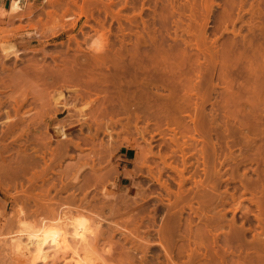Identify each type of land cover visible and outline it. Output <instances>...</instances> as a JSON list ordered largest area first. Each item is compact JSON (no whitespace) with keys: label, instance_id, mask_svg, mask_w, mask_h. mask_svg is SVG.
Returning a JSON list of instances; mask_svg holds the SVG:
<instances>
[{"label":"rangeland","instance_id":"rangeland-1","mask_svg":"<svg viewBox=\"0 0 264 264\" xmlns=\"http://www.w3.org/2000/svg\"><path fill=\"white\" fill-rule=\"evenodd\" d=\"M8 5L0 0V46L14 42L19 55L0 48V264H27L5 244L9 233L38 226L59 205L99 220L97 264H264V0H29L16 13ZM119 53L122 65L150 60L149 104L137 98L140 72L131 114H96ZM66 63L81 70L75 83L38 78L39 95H22V70ZM79 81L99 86L78 97ZM59 92L71 108L50 126L80 108L87 122L73 115L61 158L43 118ZM36 264L74 263L66 255Z\"/></svg>","mask_w":264,"mask_h":264},{"label":"bare ground","instance_id":"bare-ground-1","mask_svg":"<svg viewBox=\"0 0 264 264\" xmlns=\"http://www.w3.org/2000/svg\"><path fill=\"white\" fill-rule=\"evenodd\" d=\"M23 1L27 2L29 0H9V12L10 13H16L18 12L19 10L22 9V4H23ZM4 9V8H3ZM17 15V14H16ZM2 45V44H1ZM1 48V52L3 54L4 57H10V56H14V57H17L19 55V50L16 46V44L14 42H9V43H5L2 45V47L0 46ZM99 56V55H97ZM122 55L119 53L118 57H117V61H115L114 63V70H113V73H112V78L114 79L113 80V83H114V87H110L109 84L107 83L108 81V77L109 75L108 74H104V77L102 79V83H104V88H103V93H104V98L103 100L100 102L99 105H97L95 107V113H100V114H105L106 112L107 113H112L114 112V116L117 115V114H120L118 113L119 111H122L124 112V114L127 112L126 115H129L132 113H129L128 111L131 109V105H130V101L133 99L134 97V93L136 91V89H133L134 87V84H133V80H132V76L135 77V75L137 73H140V72H145L144 75L145 77H142V80L138 82V92H137V98L141 101V103L143 104L144 108H146L149 104V101H148V92H149V86H148V72H149V62L150 60L148 59H142L141 62H135L134 60L132 59H129V61L122 65L121 62H120V59H121ZM97 59L99 57H96ZM102 60L103 61H106L108 60L107 57H102ZM147 61V63H143L144 61ZM149 61V62H148ZM76 63V62H75ZM75 63H72V64H69L66 63L65 65V68L63 70H55L53 69L51 66H48L47 68H40L39 66L40 65H32L31 67H27L25 70H22L21 71V74L24 75L26 78L24 79H27L29 78V81L27 83V87L26 88H23L26 89V90H22V95L26 96L27 97V94H29L30 92L33 94V95H36V93L39 91L38 90V86L37 85V81L39 82V80H43L41 83L44 84L46 83V80L51 76L54 77V79L56 80V82L58 81H63V82H66L67 81H70V82H76L78 77L82 74L81 73V70L78 69V67L75 65ZM128 75V79H124V75ZM15 75V74H13ZM19 76V75H18ZM17 76V77H18ZM22 78V77H21ZM39 78V80H38ZM14 79H16L14 77ZM37 79V80H35ZM19 80V79H18ZM17 81V80H16ZM20 81V80H19ZM17 81V82H19ZM23 81V80H22ZM89 81V80H88ZM123 81L125 82V86L123 84ZM14 83V81H12ZM12 82L10 81L9 83L12 84ZM17 82H15L14 84H16ZM74 82V83H75ZM84 84H82V87L80 88H77V84L78 83H81L80 81L77 82L76 84H73L76 85L75 87L77 88H74V90H76L78 93L76 94V96H84V95H87L89 94L90 92V88L92 87V85H89V88L88 86L86 87H83L85 86V82L87 83V81H83ZM82 82V83H83ZM7 83V82H6ZM25 83V82H24ZM23 83V84H24ZM89 83L91 84V82L89 81ZM88 83V84H89ZM93 83V82H92ZM21 84V83H20ZM72 84V83H71ZM8 85V83L6 84ZM41 85V84H40ZM3 86V85H2ZM91 86V87H90ZM94 87H92V90L94 88V90H96L99 86L98 83H95L93 84ZM37 87V89H35ZM3 89V88H2ZM27 89L30 91L28 93ZM38 94V93H37ZM20 95V96H22ZM39 95V94H38ZM15 95H8V97H11L12 99H16L14 97ZM20 96L17 95V98H20ZM23 96V97H24ZM37 96V95H36ZM39 97V96H38ZM37 97V98H38ZM10 98V99H11ZM22 98V97H21ZM35 98V97H34ZM65 96L63 97V95L59 92L58 95L54 96V98L52 99V112L50 113L49 110H47L48 113H46V115H44V119L46 120L45 123H46V129H47V135L44 136L46 137L45 140L46 142L47 141H50L52 138H56V140H60L62 142V149H61V152L59 150V155H57L59 158H61L63 156V151L62 150H66L69 146V144L71 143L70 141H73L72 139H68V135H67V125H71V123H74V122H71L69 123V121L71 120V118L73 117V112L70 113L71 111H68L69 113H66L65 116H64V119L62 118L61 122L58 123L56 122V124L54 126H50L51 125V120L56 117H58L59 114L63 113V112H66L68 109L71 108L70 104L65 100ZM11 99V100H12ZM24 99V98H23ZM33 99V98H32ZM41 99V98H40ZM2 100V99H1ZM5 100V99H4ZM18 101H20V99H17ZM27 100V99H26ZM35 100V99H34ZM3 101V100H2ZM10 101V100H9ZM8 101V104L10 103H13V101H15V104H16V100H13L12 102L9 103ZM23 100H21V102L16 105H20L22 103ZM25 101V100H24ZM40 101V100H38ZM7 102V101H6ZM26 102V101H25ZM35 102V101H34ZM37 102V100H36ZM91 102V101H90ZM1 103V102H0ZM2 105V103L0 104ZM4 105V104H3ZM12 105V104H11ZM10 105V106H11ZM22 105V104H21ZM35 105V104H34ZM49 105V106H51ZM72 105V104H71ZM43 106V105H42ZM13 108V105L11 106ZM14 107H16V110L13 108V110H15V112L17 111V106L14 105ZM21 107V106H19ZM45 107V106H43ZM82 107V106H81ZM84 107V106H83ZM40 108V106H39ZM48 109V107H46ZM8 109V108H7ZM11 109V108H10ZM21 109V108H20ZM50 110V111H51ZM29 111V110H28ZM31 111V110H30ZM30 111L29 112H26L24 113L23 115L26 114V116H29L30 115ZM42 111V110H41ZM79 113H77V115L75 114V117H76V121L80 124L82 122H86V116L83 115V108H80L79 110ZM46 112V111H45ZM76 112V111H75ZM94 112V111H93ZM135 114H136V111H134ZM7 113V112H6ZM18 113V112H16ZM36 113V112H35ZM40 113V112H39ZM116 113V114H115ZM32 114V113H31ZM38 114V112H37ZM45 114V113H44ZM123 114V113H122ZM134 114V115H135ZM17 115V114H16ZM36 114H34L35 116ZM91 115V114H90ZM112 116V114H110ZM137 115V114H136ZM20 116V115H19ZM32 119H34V116L30 115ZM29 116V117H30ZM37 116H40L37 115ZM93 116V115H92ZM104 116V115H103ZM113 116V117H114ZM138 116V115H137ZM25 117V116H24ZM74 117V118H75ZM102 117V115H101ZM106 119L108 118V116H104ZM102 117V118H104ZM112 117V118H113ZM26 118V117H25ZM94 118H98L96 117V115L94 114ZM111 118V117H110ZM129 118V117H128ZM137 118V117H135ZM6 122L9 121L10 123L7 122V127H12L11 129H13L17 124H16V121H12L11 119H9V116L7 115V117L5 118ZM13 119V118H12ZM24 119V118H23ZM30 118H28V121H29ZM32 119H30L32 121ZM116 121L118 122V118H115ZM4 121V120H3ZM4 121V123H5ZM115 122V123H117ZM33 123V122H32ZM127 123V122H125ZM6 124V123H5ZM9 124V125H8ZM29 123H27L28 125ZM2 125V123H1ZM20 125V124H19ZM4 126V125H2ZM6 126V125H5ZM26 126V125H25ZM29 126V125H28ZM38 126V125H37ZM103 126V125H102ZM113 126L111 123H108L106 121H104V126L102 127L104 130H106L108 132V136H111V131L110 129H112ZM18 127V126H17ZM22 128V127H21ZM27 128V127H25ZM97 128H99V126L97 125ZM8 129V128H7ZM35 129V128H34ZM6 130V129H5ZM9 130V129H8ZM14 130V129H13ZM10 132V131H9ZM23 132V130H22ZM21 134V133H20ZM38 134V133H37ZM19 135V134H18ZM32 135V134H30ZM38 136V135H37ZM27 137V136H26ZM44 137H41L39 139V141L41 140L42 142V145L45 144L43 143L44 141H42V138ZM4 138V137H3ZM6 138V136H5ZM28 138V137H27ZM33 138V136H32ZM36 138V137H35ZM39 138V137H38ZM20 139V138H18ZM30 140V138L28 139ZM34 140V139H32ZM37 140V139H36ZM38 141V140H37ZM38 141V142H39ZM69 141V142H68ZM22 142V141H21ZM30 142V141H29ZM32 142V141H31ZM37 142V143H38ZM40 142V143H41ZM112 142V141H111ZM111 142H109L111 144ZM150 142V140H149ZM148 142V144H150ZM36 143V142H34ZM113 143V142H112ZM48 144V143H47ZM73 144V143H72ZM27 145V144H26ZM74 145V144H73ZM113 144L109 145V146H112ZM115 145V144H114ZM112 146V151L114 149V152H117L115 149H117V147L119 146ZM147 145V144H146ZM32 146V145H31ZM46 146V145H45ZM76 146H78V143H76ZM30 147V146H29ZM33 147V146H32ZM44 147V146H42ZM79 147V146H78ZM113 147H116V148H113ZM146 147V146H145ZM7 148V147H6ZM26 149V148H25ZM24 149V150H25ZM33 149V148H31ZM52 149V148H51ZM120 149V148H119ZM146 149V148H145ZM53 150V149H52ZM108 150H111V149H108ZM118 150V149H117ZM22 151V150H21ZM20 151V153H21ZM46 151V150H45ZM49 151V150H48ZM152 151V150H151ZM18 152V151H17ZM150 152V150H149ZM31 153V152H30ZM56 153V152H55ZM29 154V153H28ZM54 154V153H52ZM22 155V154H21ZM20 155V156H21ZM27 155V154H26ZM88 155V154H87ZM106 156V155H105ZM12 157V156H11ZM57 157V158H58ZM30 158V157H29ZM28 158V159H29ZM3 159V158H2ZM5 159V158H4ZM22 157V158H19L17 159V162L20 163L21 165H23V167L28 164V162L30 163V161ZM53 160V159H52ZM128 161V160H126ZM32 163V162H31ZM127 163V162H126ZM6 164V163H5ZM4 164V165H5ZM3 165V163H2ZM3 165V166H4ZM89 165V164H87ZM1 166V165H0ZM12 166V165H11ZM93 166V164L91 165ZM2 167V166H1ZM9 167V165H8ZM22 167V168H23ZM14 168V166H13ZM21 168V169H22ZM15 169H18V168H15ZM14 169V171H15ZM30 169V168H29ZM25 170V169H24ZM42 170V169H41ZM9 171V170H8ZM5 172V171H3ZM16 172V171H15ZM21 173V172H20ZM9 174V173H8ZM15 174V173H14ZM44 175V174H43ZM43 177V176H42ZM77 178V173L75 175L74 173V180ZM36 180V179H35ZM1 184V183H0ZM66 186V185H65ZM75 187V186H74ZM106 190V189H105ZM73 192V191H72ZM111 193V192H110ZM103 194V192H102ZM107 194V192L105 193ZM25 195V194H24ZM29 195V194H28ZM27 195V196H28ZM26 196V195H25ZM31 196V195H30ZM106 196V195H105ZM109 196V195H108ZM112 196V195H110ZM76 197V196H75ZM107 197V196H106ZM27 198V197H26ZM37 198V197H36ZM84 198V197H83ZM28 199V198H27ZM40 199V198H39ZM76 199V198H75ZM80 200V199H79ZM125 200V199H124ZM38 201V200H37ZM40 202V201H39ZM38 202V203H39ZM82 202V201H81ZM86 202V201H85ZM125 202V201H124ZM37 204V202H35ZM34 203V204H35ZM42 203V202H41ZM40 203V205H41ZM60 204V203H59ZM46 205V204H45ZM50 205V204H49ZM52 205V204H51ZM78 205V204H77ZM83 205V204H82ZM24 206V205H23ZM42 207H44V205L42 204L41 205ZM61 205H59L60 207ZM79 206V205H78ZM90 206V205H89ZM40 207V206H39ZM47 208H49V206L47 205L46 206ZM45 207V208H46ZM56 208L57 210L55 209H52V207L50 206V209L53 210V217L51 215L52 218H50V216H44L42 217L40 220V222L38 223V226L34 224V227L32 226L33 224L31 223L30 226H20L18 228V230L16 229L15 232H11L9 233L8 235V242L5 243L7 245H9V248H11V251L16 253L15 255L17 254H20L18 256H24L25 260L27 261V264H36L37 262H50V261H55L56 258H61V259H65V256L68 255L69 256V259H71L72 263L74 264H97V261L96 259L92 256V252H91V249L90 247H92V239L93 238H96L95 236H98L97 233L98 229V226H99V220H94V221H89L88 220V217L85 216V214L81 213L79 210H75V211H72L70 209H63L62 207L61 208ZM65 207V206H64ZM68 207V206H67ZM74 207V205H73ZM85 207V205H84ZM83 207V208H84ZM88 207V206H87ZM25 209V207H24ZM37 209V208H35ZM41 209V208H40ZM49 209V210H50ZM86 209V208H85ZM91 209V208H90ZM89 209V210H90ZM39 210V209H38ZM43 210V209H42ZM48 210V209H47ZM46 210V211H47ZM26 211V210H25ZM21 214L23 213V210L20 211ZM45 212V210H44ZM84 212V209L83 211ZM91 212V211H90ZM262 213V212H261ZM47 214V213H46ZM98 214V213H97ZM264 214V213H262ZM18 215V213H17ZM40 215V214H39ZM44 215V214H43ZM49 215V214H48ZM89 215V214H88ZM42 216V215H41ZM96 216V215H95ZM19 217V216H17ZM98 217V216H97ZM170 217V216H169ZM174 217V216H173ZM259 217V215H258ZM264 217V216H263ZM7 218V217H6ZM95 218V217H94ZM99 218H100V213H99ZM15 219V218H14ZM20 219V218H19ZM21 220V219H20ZM38 220V219H37ZM104 220V219H103ZM16 221V220H15ZM89 221V222H88ZM13 222V221H12ZM20 222V221H19ZM33 222V221H32ZM7 223V222H6ZM25 223V222H24ZM23 223V224H24ZM35 223V221H34ZM176 223V222H175ZM5 224V223H4ZM2 223H0V228L1 226L5 227L6 225H4ZM20 224V223H19ZM18 224V225H19ZM172 224V223H170ZM169 224V225H170ZM174 224V222H173ZM21 225V224H20ZM168 225V223H167ZM176 225V224H175ZM16 226V225H15ZM101 226V225H100ZM165 226V225H164ZM174 226V225H173ZM2 227V228H3ZM167 227V226H166ZM161 228L163 231L161 233V237L164 236L167 234V231L168 228ZM15 229V228H14ZM170 232V231H169ZM168 232V233H169ZM160 234V233H159ZM3 236V233L1 234L0 233V236ZM170 235V234H168ZM167 236V235H166ZM199 236V235H198ZM7 236H5L4 238H6ZM102 237V236H101ZM2 238V237H1ZM3 238V239H4ZM2 240V239H1ZM5 241H7V238L4 239ZM3 240V242H5ZM96 240V239H95ZM97 241V240H96ZM2 245V244H1ZM163 246V245H162ZM4 247V246H3ZM165 247V249H168V247L166 246H163ZM2 249V248H1ZM9 250V249H8ZM10 251V252H11ZM7 252V250H6ZM9 252V253H10ZM93 252H95L93 250ZM13 254V253H12ZM11 254V255H12ZM168 254V253H167ZM12 257V256H11ZM23 258V259H24ZM97 258V257H96ZM21 259V257H20ZM10 260V259H9ZM13 260V259H12ZM19 261V259H18ZM22 261V260H21ZM17 262V261H16ZM250 264V263H248Z\"/></svg>","mask_w":264,"mask_h":264}]
</instances>
